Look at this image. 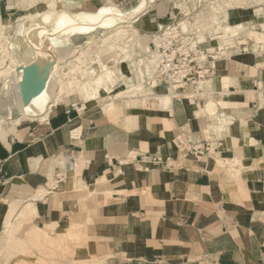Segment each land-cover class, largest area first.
<instances>
[{
	"label": "crops",
	"instance_id": "obj_1",
	"mask_svg": "<svg viewBox=\"0 0 264 264\" xmlns=\"http://www.w3.org/2000/svg\"><path fill=\"white\" fill-rule=\"evenodd\" d=\"M10 9L1 5L8 21ZM225 64L216 66L230 76L222 92L174 99L159 115L168 122L137 127L108 103V110L84 104L78 114L71 107L77 98L70 96L22 136L3 131L0 251L12 245L7 217L18 204L20 214L30 213V221L37 216V223L75 217L107 264H264V70L242 59ZM182 130L195 140H222L218 155L237 165L225 173L217 171L213 157H187L169 168L156 164L157 153L176 155L167 135ZM52 175L77 185L54 188ZM40 187L47 196L33 199Z\"/></svg>",
	"mask_w": 264,
	"mask_h": 264
},
{
	"label": "rangeland",
	"instance_id": "obj_2",
	"mask_svg": "<svg viewBox=\"0 0 264 264\" xmlns=\"http://www.w3.org/2000/svg\"><path fill=\"white\" fill-rule=\"evenodd\" d=\"M30 1V0H28ZM209 2H213L212 5L215 7H228L224 4L222 0H116L114 4H116L119 17L124 22H134V28L142 34L143 36L146 35L151 39L156 34L149 33L147 35L146 31L151 26L157 25H169L170 22H176L180 20L184 14H189L190 16H195L196 13L201 11L205 5L210 4ZM219 2V3H218ZM16 1L10 3L8 1L2 2V7L9 6L11 9L5 14L6 18H11L13 23L16 22L19 16L22 15H30L31 11L24 12L20 8L18 14L10 15V12H15L18 9L15 8L18 6ZM112 3H108L107 0H96V4L94 5L95 8L92 7V11L89 10L87 13L83 15H61L60 9H56L55 11L49 10V8L42 7L39 12L33 13L35 19V25L32 27L31 32H28L29 29L25 27L23 29V33L26 34L25 44L27 49H25L22 53V59L20 60V66L28 64L32 61H42L43 55L49 54L50 52H54L56 54L62 53L67 47L71 45V40L73 37H84L86 32L95 33L98 28L100 29L101 26L98 25L99 23L104 22L107 19H114V10ZM253 4V5H252ZM255 4V5H254ZM184 5V6H183ZM211 5V6H212ZM218 5V6H217ZM249 5V6H248ZM252 5V6H251ZM89 6L92 4L89 3ZM208 6V5H207ZM245 6V14H244V23L245 26L248 28L246 31H259L264 32L262 22H264V0H248V3ZM190 7V8H189ZM210 9V8H209ZM208 9V10H209ZM188 10V11H186ZM210 13L208 12L207 15ZM236 15V16H235ZM188 17V16H187ZM186 17V18H187ZM209 17V16H208ZM227 17V16H226ZM230 21L232 25L239 24L242 21L241 16L235 10L231 11L229 14ZM252 18V19H250ZM204 20V16L196 17L194 21H191L193 24H201V20ZM199 20V21H198ZM10 21V20H9ZM182 21V20H180ZM198 23H197V22ZM205 22V21H203ZM10 24L9 26L13 25L12 28H9L8 36L11 38H16L15 35V28L14 24ZM160 23V24H158ZM251 24V25H249ZM177 25H179L177 23ZM23 24L20 25V30L22 29ZM174 26V25H173ZM257 26V27H256ZM246 27H241L238 29L230 30L228 35L234 38H239L240 40L247 39L249 40V33L245 31ZM252 27V28H251ZM255 27V28H253ZM156 28V27H153ZM145 29V30H142ZM142 31V32H141ZM158 36V35H156ZM218 35L210 33L207 37L210 39L211 37H217ZM160 37V34L159 36ZM79 38L77 40H79ZM75 39L73 42L76 45L75 48L78 47V42ZM213 41H219V38L213 39ZM159 42V38H158ZM235 42V41H234ZM237 43V42H236ZM230 44L229 48L220 51L217 48V44L215 45V49H211L210 52L212 55L218 56L215 59L210 58L209 60L214 61L212 65L215 68V75L211 77V79H215L217 74V63L222 62L223 66H225L226 61H236L235 64L237 65V61L247 62L250 65H254L255 69H258L257 64H255V55L250 50H248V46L251 43H254L253 40H249L248 43L242 44ZM153 48L154 43H151ZM261 52H264V43L260 45ZM263 48V49H262ZM103 49V48H102ZM155 49V48H154ZM234 50V51H232ZM103 50L101 48L93 47V51L90 52L87 56L83 57L80 61L77 62V66L73 71H68L67 68H61L59 74L55 76V83L58 86V79L59 75L62 74L64 71L67 72V79L69 80L70 84H68V88L64 91L68 97V101L70 100V96L77 98L78 106L83 105L90 107H102L104 110L111 102H114V106L117 104L120 105V112H117L116 115H128L130 114V110L134 113H138L139 122L138 126L147 125L148 121H156V117L160 114H163V111H168L171 109L172 104L169 109H161L160 104L155 105L152 100H148L150 104L140 105L143 110L142 113H139L137 110H134L138 104L135 102H131V99L139 100L143 103V97L136 96V84L137 81H132L128 79V77H133L135 73L139 72V63L141 62L142 54H133L129 49L124 51V54L121 58L115 60L107 59L106 63L103 64V68L99 67V58L100 54ZM230 53V54H229ZM260 55V54H259ZM124 56V58H123ZM264 56V55H263ZM139 62V63H138ZM142 65V64H141ZM122 67V68H121ZM144 65H142V68ZM242 67V66H240ZM121 68V72H119V78L116 80H112L111 83H108L109 86H104L105 78L102 74L106 72V69L109 70H117ZM238 68V67H235ZM63 70V71H62ZM260 70V69H259ZM264 74V73H263ZM116 78V77H115ZM21 79V72H19L18 79L16 81L7 82L6 80H0V103H3L8 99L11 95H18L20 94L19 89V81ZM134 79V77H133ZM209 78V80H211ZM136 80V79H134ZM214 80H212L213 82ZM48 82H53L51 76ZM87 83L89 86L83 88L80 87L81 84ZM148 80H146V85L149 86ZM56 85H54V92L57 91ZM91 86V87H90ZM151 86V85H150ZM259 87V86H257ZM256 87V88H257ZM112 88V89H111ZM132 88V90L126 93V90ZM188 89V88H187ZM92 90L91 97L89 101L83 97V94H87ZM125 92V93H124ZM114 94V95H113ZM40 95V94H39ZM39 95L36 96L39 98ZM207 94H199L197 95V99L201 100L203 96L205 97ZM54 96V95H53ZM52 96V97H53ZM113 96V99H107V97ZM33 98V99H36ZM145 98V97H144ZM47 99V97H46ZM104 99V100H103ZM178 99V97L173 98ZM180 100V99H179ZM187 101L189 99H186ZM191 100V99H190ZM198 100V101H199ZM107 101V102H106ZM154 101V100H153ZM146 102V103H147ZM189 102V101H188ZM45 100H39L35 107H40ZM108 103V104H106ZM153 103V104H152ZM159 105V106H158ZM36 108V109H37ZM158 108V109H157ZM119 110V109H118ZM117 110V111H118ZM83 110L80 111L78 114H82ZM38 111L35 112V114ZM143 115V117L140 116ZM152 116V117H151ZM20 117V116H15ZM28 118V117H26ZM35 119H39L34 117ZM30 120H33L32 117H29ZM27 121V120H25ZM24 121V122H25ZM37 121V120H34ZM232 123V122H231ZM37 122H26L24 125L16 126L14 123L4 124L6 126L5 130L9 131V136H22L23 133H26L32 127H36ZM230 124L229 126H231ZM164 127L170 129V125L168 123H164ZM18 129V130H17ZM154 131L157 130V127H153ZM183 130L180 132L182 133ZM187 134V133H186ZM177 135V134H176ZM189 135V134H187ZM168 140L170 142V147H173V151L176 157L179 160H184L187 157L192 156H185L183 152H179L176 149L175 144L173 143L174 137L170 134L167 135ZM211 138L215 140L219 144V149H223V141L220 139H216L213 136L205 135L203 139ZM158 154V153H157ZM162 154V153H161ZM220 154V153H219ZM222 155V154H221ZM221 155L216 154L213 158H220ZM155 157V156H154ZM208 157V156H204ZM204 157H194V158H204ZM212 159V160H214ZM216 163V161L214 160ZM237 165V164H236ZM230 165L224 164L223 167L217 168L219 172L230 173L228 171ZM53 178V179H52ZM58 177L55 175L51 176L49 180V184L55 183L54 188H59L57 181H65L64 179H57ZM53 180V181H52ZM58 185V186H57ZM14 205V204H13ZM12 206L14 209L12 213L8 214V219L12 220V241L11 246L8 248L2 249L0 251V264H16V263H26V264H107L106 259L99 256L95 253L92 249V244L88 240V236L84 233L82 224H80L75 217L72 218H55V219H41V223H37L34 220H38V217L35 216L33 221H28V223L20 224V206ZM9 208V204L6 205V213ZM37 224L40 228L39 231H35L32 228V231L28 233V241L24 240L26 237L27 229L31 228L32 224ZM9 224V223H8ZM74 224V225H73ZM49 225V226H47ZM14 229V233H13ZM7 233V231H6ZM43 236V237H42ZM38 238V241L36 239ZM9 255V256H8ZM21 257V258H20Z\"/></svg>",
	"mask_w": 264,
	"mask_h": 264
},
{
	"label": "bare ground",
	"instance_id": "obj_3",
	"mask_svg": "<svg viewBox=\"0 0 264 264\" xmlns=\"http://www.w3.org/2000/svg\"><path fill=\"white\" fill-rule=\"evenodd\" d=\"M3 1H8L10 3H13L14 1L17 2L18 6H16L15 8H17L18 10L15 11L14 14H18V11H20V8L24 12L31 11V14L19 16V18L16 21L18 23H13V21H8L2 16V13H1V5ZM107 1L108 3L114 4L116 0H107ZM222 1L228 7L226 8L225 6L220 7V5L219 6L217 5L218 7H215L214 5H212L213 2H209L210 4H207L208 6L205 5V7H203L201 11L196 13L195 16L184 14L182 18L180 19L182 21L180 20H177L176 22L172 21L170 22L169 25H166V26L158 25L156 28L149 27V29L145 31L147 35L151 33V34H156L159 36V34L161 35L162 32L168 29V26H173V25L176 26L175 28L178 27L184 31H190L194 25L191 21H194L196 17L204 16V20L200 19L202 23L198 24L200 26V32L198 33L197 40H195V42L198 43L200 47L215 49L214 47L217 44V48H219L220 50H223V49L225 50L229 48L230 44H235L236 42H237L236 45L242 44V43H248L249 40L251 39L253 40L254 43H251V45H249L247 49L250 50L252 53L256 54L257 66L264 70V56L260 50V47H262L260 45L264 43V32H259L255 30L246 31V29L248 28L245 26V23H244V14L246 12L244 5L248 3V0H222ZM89 3L92 4V6H89ZM41 4H42V7L47 6V8H49V10H52V11H55L56 9H60L61 15H65V16L69 14L83 15L84 13H87L89 10H91L92 7L95 8L94 5L96 4V0H30V1L28 0H0V80H6L7 82H11V81H16L18 79V75H19L18 67L20 66V60L23 57L22 53L25 49H27L25 40H24L26 38V34L23 33V29L27 27V29H29L28 32H31L32 29H34L32 27L35 25L36 18H33L34 17L33 13L39 12V10L42 8L40 7ZM112 8L114 10V13H113L114 19L104 20L103 24L99 23L98 25H100L101 28L100 29L98 28V30L95 33L85 31L84 33H86V35L84 37H81V38L73 37L72 39H70L71 45L67 47V49H65L60 54L55 53L57 55L58 61L55 63L52 73L50 75L51 79H53V82L51 83L47 82L46 88L39 95V98L36 97V99H33L28 106H24L22 104L21 94H18V95H11L8 99H6L5 102L0 103V135L6 129L5 128L6 126H4V124L17 123L20 125H24V123L34 122V120L47 121L49 117L51 116L52 111L55 108L60 109L64 103L68 102V99H66L68 96L64 94L65 93L64 91L68 88V84H70L69 80L67 79L69 76L66 77L67 75L66 71L60 74L59 79H58V86L56 85L54 81L55 76L59 74L61 68L62 69L67 68L68 71H73L77 66V62L83 59V57L87 56L90 52H92L93 47L101 48V50H103L99 58V62H100L99 67L101 69L103 68V64L107 62L106 61L107 59L112 61V60L121 58V56L124 54V51H126L127 49H129L131 52L133 51V54H138V55L142 54V58H141L142 63L138 62L139 72L135 73V75L133 76L134 79L136 80H134L133 77H130V76L128 77V79L132 78L133 82L137 81L135 82L136 84L135 92L139 96L143 97L142 98L143 103L135 99L132 101L138 104V106L140 105L144 106L148 103L150 104V102H147L148 99L147 100L144 99V97H146V98H156L157 100L154 101L155 105L157 103V104H160V106L159 105L158 106L161 107V109H168L170 108L172 104L173 95H176L178 97L180 95L182 97L183 94L175 90L173 86L164 84L162 77L159 75L158 68H157L158 52L156 49H154L155 47L153 48L151 44V43H154L158 47L160 44V40L158 42L159 37L155 35L154 37H151L150 39L146 35L143 36L142 34L137 32V30L134 28V22L132 21L124 22L121 20L123 16L119 17L118 14H116V12L118 11L116 4H114ZM232 10H235V13L237 12L241 16L242 18L241 23L232 25L230 18H229V14H231ZM208 12L210 13L209 15H207ZM12 23L14 24L15 28H17L15 30V33L13 34L16 37L15 39L11 38V36H8L9 35L8 32L10 31L9 28L13 27V25L11 26L9 25ZM177 23L179 25H177ZM21 24H23V26H22V29L20 30ZM262 26L264 29V22H262ZM241 27H246L245 31L250 34L249 40L247 39L240 40L239 38L232 39V37L228 35L230 30L238 29ZM210 33L216 34L218 36L214 38L211 37L209 39L207 36ZM78 38L79 40H77ZM215 38L220 39L219 44H218V41H213V39ZM75 39L78 42L77 49L75 48L76 45L73 42ZM48 55L49 54L43 55V58L47 57ZM233 63H235V61H233ZM141 64L144 65L143 68ZM121 68L117 70L106 69V72L102 74L104 78L106 79L105 80L106 85L104 86L106 87L109 86L108 83H111L112 80H116L117 78H119L118 76H119V72H121ZM215 77L216 78L214 79L213 82H212L213 79H211V80H201L196 84H190L188 86L187 93L186 94L184 93V95L186 96L190 95L191 97L194 98V96L199 95V94L201 95L207 94V97H211L210 95L211 92L213 93L222 92L223 84L229 83L230 76L229 75L222 76L221 73L218 72ZM146 80L149 81L148 82L149 86L146 85ZM54 85H56V88H57V91L55 92L53 91ZM82 86L83 88H85V87H88L89 85L85 82L84 84L82 83L80 87ZM131 90L132 88L127 89L126 93L130 92ZM91 93H92V90L87 94H83V97L86 99V101H89L91 97ZM107 99H113V96L112 97L108 96ZM39 100H42V101L45 100V103H43L40 107L37 108L35 106L39 102ZM224 103L228 104L227 102H224ZM83 106H84V103H83ZM109 106L110 108H112L111 110L114 113L120 112L121 110L119 104L114 106V102H111ZM142 110L143 109L141 108H137V111L139 113H142L141 112ZM36 111H38V113L35 114ZM17 115L20 117L18 118L15 117ZM138 116H139L138 113H136L134 117L130 112L127 118H129L130 121L136 122L138 125V122H139ZM140 116L143 117L142 114H140ZM29 117H32L33 120H30ZM34 117H37L39 119H35ZM156 121L157 122H168L169 119L168 118L162 119L161 117L157 116ZM219 152L217 154H219ZM185 156H188V155H185ZM215 161H216L215 164L217 168L223 167L224 164H228V165L231 164L228 168V171H231V167L233 165H236L237 163L235 159H232V158L222 159L221 157L220 158L217 157L215 158ZM232 170L234 173L237 172L233 168ZM64 182L65 183L68 182V184H71V185L74 184V180H72V182H70L68 179L67 181L66 180L57 181V183H59L58 184L59 186L61 184L63 185ZM55 183L52 184L51 182L50 185L53 187L54 185H56ZM74 185L76 186L77 183L75 182ZM47 192L48 191L45 187H40L37 189L36 191L37 194L33 196V199L37 200L39 196H44V194ZM13 206H19V205L14 204ZM32 207L33 206L31 205L30 208ZM13 210L14 209L11 207L9 216ZM36 213L37 212H32L34 216L37 215ZM31 219H32V216L30 213L25 212V213L20 214L21 224L26 223V222L28 223V221H30ZM32 228L35 231H39L40 227H36V225H33L31 226V228L27 229L26 234H25L26 237L24 238V240L28 241V233L32 231ZM36 241H38V238L36 239ZM16 264H26V263H22L21 261V263H16Z\"/></svg>",
	"mask_w": 264,
	"mask_h": 264
},
{
	"label": "built area",
	"instance_id": "obj_4",
	"mask_svg": "<svg viewBox=\"0 0 264 264\" xmlns=\"http://www.w3.org/2000/svg\"><path fill=\"white\" fill-rule=\"evenodd\" d=\"M175 27V25L168 26V29L162 32L159 37V46L157 47L154 44L158 52L157 68L164 84L173 86L175 90L184 95V93H187L190 84H196L201 80H209L215 75V68L212 65L214 61L209 59H215L218 56L212 55L210 48H202L195 42L200 32L198 24H194L190 31ZM183 95L178 99L190 98V95ZM196 97L197 95L193 99L196 100ZM71 107L78 113L84 110L83 105L78 106L76 103H72ZM173 143L179 152L192 157H214L219 152V144L215 140L211 138L195 140L187 135L185 131L177 134ZM178 161L179 159L171 154L164 156L158 153L154 157L156 164L168 168L175 166Z\"/></svg>",
	"mask_w": 264,
	"mask_h": 264
},
{
	"label": "water",
	"instance_id": "obj_5",
	"mask_svg": "<svg viewBox=\"0 0 264 264\" xmlns=\"http://www.w3.org/2000/svg\"><path fill=\"white\" fill-rule=\"evenodd\" d=\"M57 61V55L52 51L42 61H32L18 67V72H21L19 89L24 106H28L33 98L44 91Z\"/></svg>",
	"mask_w": 264,
	"mask_h": 264
}]
</instances>
